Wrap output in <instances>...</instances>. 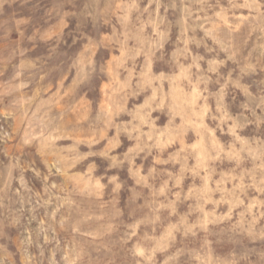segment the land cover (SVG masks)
Masks as SVG:
<instances>
[{"label":"rangeland","instance_id":"obj_1","mask_svg":"<svg viewBox=\"0 0 264 264\" xmlns=\"http://www.w3.org/2000/svg\"><path fill=\"white\" fill-rule=\"evenodd\" d=\"M0 264H264V0H0Z\"/></svg>","mask_w":264,"mask_h":264}]
</instances>
